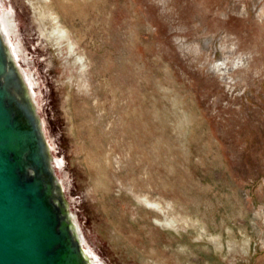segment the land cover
<instances>
[{
	"label": "rangeland",
	"instance_id": "obj_1",
	"mask_svg": "<svg viewBox=\"0 0 264 264\" xmlns=\"http://www.w3.org/2000/svg\"><path fill=\"white\" fill-rule=\"evenodd\" d=\"M0 8L92 264H264V0Z\"/></svg>",
	"mask_w": 264,
	"mask_h": 264
},
{
	"label": "water",
	"instance_id": "obj_2",
	"mask_svg": "<svg viewBox=\"0 0 264 264\" xmlns=\"http://www.w3.org/2000/svg\"><path fill=\"white\" fill-rule=\"evenodd\" d=\"M24 78L0 31V264H91Z\"/></svg>",
	"mask_w": 264,
	"mask_h": 264
},
{
	"label": "bare ground",
	"instance_id": "obj_3",
	"mask_svg": "<svg viewBox=\"0 0 264 264\" xmlns=\"http://www.w3.org/2000/svg\"><path fill=\"white\" fill-rule=\"evenodd\" d=\"M2 11V8H0V12ZM15 28V23H14V16L12 14H8V16H3L2 13H0V31L4 37V40L7 44L8 47V51L11 55V58H13V60L16 62H20L21 59H23L22 55L24 54L22 50H20V48L18 46L13 47V44L10 42L9 40V35L10 33L13 32V29ZM55 29V33L56 31L58 32L57 34L59 35V37L61 38H65L67 37V32L65 31V29H63L62 27H60L59 25L56 24V26L54 27ZM55 35V34H54ZM29 62V61H28ZM24 75L26 76L29 84L32 83L30 77L28 78V73L25 71ZM25 79V78H24ZM26 82V84L28 83ZM27 84V86L30 88V85ZM95 169V168H94ZM154 206V205H152ZM85 253V251H84ZM86 254V253H85ZM87 255V254H86ZM88 257V255H87ZM89 259V258H88ZM90 260V259H89ZM91 262V261H90ZM92 264V262H91Z\"/></svg>",
	"mask_w": 264,
	"mask_h": 264
}]
</instances>
